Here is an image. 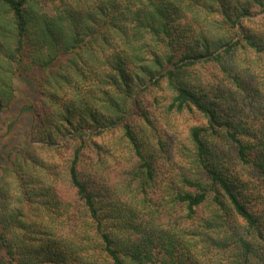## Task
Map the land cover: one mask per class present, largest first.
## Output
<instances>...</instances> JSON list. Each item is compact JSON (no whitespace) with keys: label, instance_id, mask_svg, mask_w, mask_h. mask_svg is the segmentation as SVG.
Here are the masks:
<instances>
[{"label":"trees","instance_id":"trees-1","mask_svg":"<svg viewBox=\"0 0 264 264\" xmlns=\"http://www.w3.org/2000/svg\"><path fill=\"white\" fill-rule=\"evenodd\" d=\"M0 174V264H264V0H0Z\"/></svg>","mask_w":264,"mask_h":264},{"label":"rangeland","instance_id":"rangeland-1","mask_svg":"<svg viewBox=\"0 0 264 264\" xmlns=\"http://www.w3.org/2000/svg\"><path fill=\"white\" fill-rule=\"evenodd\" d=\"M48 7V5H47ZM263 16V13H257L253 16V18H255L256 20H252V22H257L259 21ZM14 84L16 87V97L17 100L22 99V97L25 95V86L22 84V81L19 78H16L14 80ZM144 86V85H143ZM143 86H141L140 88H142ZM163 94V92H162ZM164 94L162 96H160L159 99L164 100ZM19 123L21 125H23L22 130H25V128H27V124H28V118L27 117H20L19 119ZM137 121V120H136ZM172 121L175 123L176 125V129L177 131H171L173 133L170 132V134H172L173 136L170 137V140L174 139L175 142V147L173 150V154L176 155L177 151H178V139L183 140L185 139L186 142V135H187V130L188 128L193 125V124H201L204 122V120L202 119V117L196 115V114H189V113H184V114H175V116L172 117ZM137 123H140V121H137ZM139 131H141L140 134H146L145 133V129H139ZM118 131L114 132V133H107L104 136H102L98 141L101 144V150L103 152H105L104 150H109L112 151L113 153L117 154L121 151L122 148V143L120 142L119 144L116 143L115 141H118ZM23 138V134H21V132H16L10 141L6 142L5 146H4V156L2 158V162H4V160H6V154L11 151L13 153H16L18 148V143L21 142V139ZM152 136L149 137V141L151 143V146H157L153 141ZM113 143H115V145H113ZM101 151V153H102ZM106 153V152H105ZM157 155V157H159L160 155L155 153ZM90 155L93 156L95 155L94 151L90 150ZM41 157H49V154H47L46 152H42V156ZM179 161H181L179 159ZM4 164V163H3ZM170 165H173V161L169 162ZM171 171L165 172V175H168ZM1 175V174H0ZM30 214V213H29ZM32 214V213H31ZM29 217V215H28ZM3 254V251H1ZM3 257V255H2ZM3 260L4 257H3ZM9 264V263H8Z\"/></svg>","mask_w":264,"mask_h":264}]
</instances>
